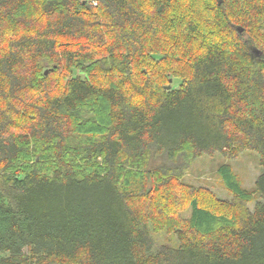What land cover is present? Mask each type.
Segmentation results:
<instances>
[{
	"label": "trees",
	"instance_id": "trees-1",
	"mask_svg": "<svg viewBox=\"0 0 264 264\" xmlns=\"http://www.w3.org/2000/svg\"><path fill=\"white\" fill-rule=\"evenodd\" d=\"M0 264H264V0H0Z\"/></svg>",
	"mask_w": 264,
	"mask_h": 264
},
{
	"label": "rangeland",
	"instance_id": "rangeland-1",
	"mask_svg": "<svg viewBox=\"0 0 264 264\" xmlns=\"http://www.w3.org/2000/svg\"><path fill=\"white\" fill-rule=\"evenodd\" d=\"M223 164L231 167L233 173L238 178L241 187L247 192L252 193L255 201L259 200L255 192L256 179L261 175L262 168L259 165V157L254 152H244L236 160H227L226 158L216 156L214 158H202L193 163L183 179L190 186L197 188H206L217 199L230 201L232 196L223 186L217 172ZM252 205L249 206L252 209ZM189 212L183 216L187 217ZM157 241L164 245H172L174 239L164 235L157 236Z\"/></svg>",
	"mask_w": 264,
	"mask_h": 264
},
{
	"label": "water",
	"instance_id": "water-1",
	"mask_svg": "<svg viewBox=\"0 0 264 264\" xmlns=\"http://www.w3.org/2000/svg\"><path fill=\"white\" fill-rule=\"evenodd\" d=\"M239 32H241V30H238ZM257 55H258V53L257 52H255ZM167 89H170V87H167Z\"/></svg>",
	"mask_w": 264,
	"mask_h": 264
}]
</instances>
